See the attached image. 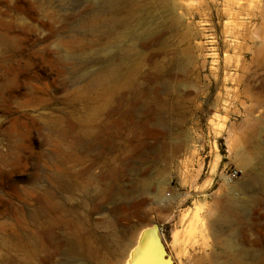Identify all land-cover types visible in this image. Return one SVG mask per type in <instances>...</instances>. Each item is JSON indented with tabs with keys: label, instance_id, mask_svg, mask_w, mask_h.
<instances>
[{
	"label": "rangeland",
	"instance_id": "rangeland-1",
	"mask_svg": "<svg viewBox=\"0 0 264 264\" xmlns=\"http://www.w3.org/2000/svg\"><path fill=\"white\" fill-rule=\"evenodd\" d=\"M101 1L0 0V264H122L149 219L173 264H218L229 250L212 222L226 195L246 206L250 239L261 242L264 204L253 213L238 187L263 132L243 112L214 109L213 32L199 16L164 31L156 61L178 71L170 87L144 83V68L97 84L112 38L77 25ZM243 1L263 32L264 0ZM188 3L211 13L220 37L223 0Z\"/></svg>",
	"mask_w": 264,
	"mask_h": 264
},
{
	"label": "bare ground",
	"instance_id": "bare-ground-1",
	"mask_svg": "<svg viewBox=\"0 0 264 264\" xmlns=\"http://www.w3.org/2000/svg\"><path fill=\"white\" fill-rule=\"evenodd\" d=\"M242 1L223 0V16L220 14V17H227L228 20L222 26L220 37L216 33L211 13L192 8L187 0H102L77 26L90 31L107 32L112 38V57L94 76L95 83L114 81L118 85L124 72L132 79L137 71L144 68V83L159 86L160 82L165 87H170L178 71H173L167 63L160 69L156 61L160 54L156 47L161 49L163 46L162 50L168 48L161 38L164 31L173 25L183 23L184 19L189 21L194 16L201 18V26L213 32L210 34L207 50L208 55L213 58L211 75L218 86L214 109L222 107L228 114L243 112L245 119L252 123L249 130L253 133L258 130L263 132L262 140L254 145L252 155L244 158L242 167L249 175L246 182L238 187L240 193L251 199H246L247 201L257 204L253 211L257 213L264 204V46H257L258 42L264 45V31L260 32L252 23L258 18V12L252 11L250 7L245 9L243 5L246 3ZM245 19L251 22L244 23ZM190 25L188 22L187 26ZM135 43L140 50L136 55ZM165 52L168 55V49ZM158 86L152 87V90L160 93L162 88ZM235 154L232 152V156ZM218 160V156H215L210 175L214 173ZM207 181L210 183V180ZM226 185L228 194L233 192L232 182L227 181ZM159 191L161 187L157 186L155 194ZM216 206L218 216L212 224L216 234L224 236L229 250L222 257L225 260L221 261V256L217 258V261H221L218 264H264V239L261 242L250 239L252 226L243 215L246 206L228 195ZM198 213L199 207L195 205L191 208V216L187 214L189 219L186 215L188 224L185 223V232H193L195 223L199 221ZM194 234L189 233V236ZM177 240L175 236L173 241L176 243ZM122 264H173L171 257L166 258L152 219L137 233L136 240L128 248Z\"/></svg>",
	"mask_w": 264,
	"mask_h": 264
},
{
	"label": "built area",
	"instance_id": "built-area-1",
	"mask_svg": "<svg viewBox=\"0 0 264 264\" xmlns=\"http://www.w3.org/2000/svg\"><path fill=\"white\" fill-rule=\"evenodd\" d=\"M237 176V171L235 170H228L223 175L224 181L232 182Z\"/></svg>",
	"mask_w": 264,
	"mask_h": 264
}]
</instances>
